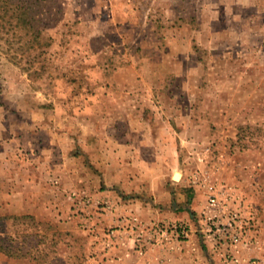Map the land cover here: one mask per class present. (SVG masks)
<instances>
[{"label":"rangeland","instance_id":"1","mask_svg":"<svg viewBox=\"0 0 264 264\" xmlns=\"http://www.w3.org/2000/svg\"><path fill=\"white\" fill-rule=\"evenodd\" d=\"M10 2L22 4L28 24L0 25V135L20 134L25 117L41 112L95 126L111 125L109 113L169 112L183 129L179 190L200 195L191 220L208 256L264 264V0ZM1 144L0 264H89L110 234L100 226L106 203L66 192L24 212L5 193L21 179L20 150ZM178 225L186 236L174 234ZM159 227L188 235L186 222L143 229L160 241L166 235L150 234Z\"/></svg>","mask_w":264,"mask_h":264},{"label":"crops","instance_id":"2","mask_svg":"<svg viewBox=\"0 0 264 264\" xmlns=\"http://www.w3.org/2000/svg\"><path fill=\"white\" fill-rule=\"evenodd\" d=\"M184 112L178 119H187ZM109 114L111 125L95 126L80 114L61 125L58 115L41 112L25 117L20 134L2 129L0 143L22 156L19 167L14 162L21 179L6 186L7 198L34 214L66 192L106 203L100 226L110 234H102L104 251L89 264H215L191 220L200 195L188 200L179 190L186 177L183 129L173 127L169 112ZM151 220L186 222L188 235L152 241L143 229Z\"/></svg>","mask_w":264,"mask_h":264},{"label":"trees","instance_id":"3","mask_svg":"<svg viewBox=\"0 0 264 264\" xmlns=\"http://www.w3.org/2000/svg\"><path fill=\"white\" fill-rule=\"evenodd\" d=\"M11 7L10 0H0V25L7 23V20L14 18L16 24H28L26 22L27 12L24 11L22 4L17 3L14 8ZM10 11V14H9Z\"/></svg>","mask_w":264,"mask_h":264},{"label":"built area","instance_id":"4","mask_svg":"<svg viewBox=\"0 0 264 264\" xmlns=\"http://www.w3.org/2000/svg\"><path fill=\"white\" fill-rule=\"evenodd\" d=\"M75 194H72L71 195V197L72 196H74ZM209 204L211 205V206H214L215 204H216V201H215V199H214V197L213 196H211L210 198H209ZM225 229V228H224ZM173 231H174V234H176L178 237L179 236H186V228L184 227V226H182V225H178V226H175L174 227V229H173ZM150 234L152 235V236H155V234L157 235V236H164V235H166L167 234V229H165V228H158V229H156V230H154V231H152V232H150ZM233 242H236L237 240L236 239H233L232 240Z\"/></svg>","mask_w":264,"mask_h":264}]
</instances>
